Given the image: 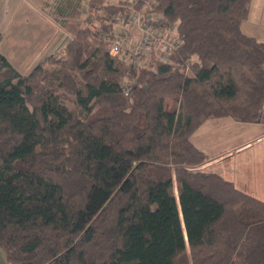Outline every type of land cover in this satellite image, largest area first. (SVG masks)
Returning <instances> with one entry per match:
<instances>
[{"label": "trees", "instance_id": "obj_1", "mask_svg": "<svg viewBox=\"0 0 264 264\" xmlns=\"http://www.w3.org/2000/svg\"><path fill=\"white\" fill-rule=\"evenodd\" d=\"M153 1L181 39L166 60L134 66L77 8L59 17L63 50L32 70L0 51L9 264H264V199L201 168L192 139L210 117L256 121L264 107V40L241 27L252 0L137 5ZM125 2L89 11L113 28Z\"/></svg>", "mask_w": 264, "mask_h": 264}, {"label": "crops", "instance_id": "obj_2", "mask_svg": "<svg viewBox=\"0 0 264 264\" xmlns=\"http://www.w3.org/2000/svg\"><path fill=\"white\" fill-rule=\"evenodd\" d=\"M105 1L119 4L127 0ZM89 7L90 0H0V51L17 70L22 73L30 71L46 56L60 53L72 37L62 26L60 15L77 8L83 19L89 16ZM263 18L264 14L261 15L260 22H263ZM210 119H217L212 124L213 129L203 130ZM207 120L192 136L194 143L204 151L208 148L205 136L220 130L218 127L230 129L232 133L209 138L212 145L223 142V147L208 154L209 161L200 167L217 172L232 180L239 188L264 199V107L256 121H241L231 115L210 117ZM238 125L242 126L238 128ZM238 132L248 135L240 142L229 145L227 139ZM195 136L200 142L194 140ZM238 155L241 156L232 164L223 163ZM0 264H9L1 246Z\"/></svg>", "mask_w": 264, "mask_h": 264}, {"label": "built area", "instance_id": "obj_3", "mask_svg": "<svg viewBox=\"0 0 264 264\" xmlns=\"http://www.w3.org/2000/svg\"><path fill=\"white\" fill-rule=\"evenodd\" d=\"M138 2L139 0H127L123 6L129 10V15L126 19L118 18L130 20L134 26L138 27V35L134 30H127L124 35L119 34L118 22H115L113 28L107 29L111 33L117 30L119 32L117 36L106 34L111 43V51L125 54L122 51L126 48L129 52V61L136 67L146 65L153 54L159 59H169L181 42L178 34H171L170 29L173 27L165 24L163 13L152 9L156 1L145 3L143 6H138ZM118 19L115 18V20ZM133 84L134 81L129 78L122 80V88L126 92L132 91Z\"/></svg>", "mask_w": 264, "mask_h": 264}, {"label": "rangeland", "instance_id": "obj_4", "mask_svg": "<svg viewBox=\"0 0 264 264\" xmlns=\"http://www.w3.org/2000/svg\"><path fill=\"white\" fill-rule=\"evenodd\" d=\"M263 14H264V2H257V0L251 1L250 11H249L248 17L242 22V25H241L243 31L250 34V35L258 37V39L264 40V18H263V22H260L261 15H263ZM85 15L87 16L88 12ZM90 16L92 18H94V20L92 19L93 20V27L95 29H99L101 33L108 34V35L113 34L114 37H116L117 34L119 33L117 30L113 33L108 31L106 23L101 22L99 15H93V14H91V11H89L88 17H90ZM114 21L118 22V25H120L119 26L120 27V33L119 34L124 35L127 32V30H134V31H136V33L138 35V32H139L138 27L134 26V24L130 20L126 21V20L118 19V20H114ZM133 27H134V29H133ZM170 32L173 35L177 34L175 27L171 28ZM122 52L125 53L122 55H125L128 58V56H129L128 50H126V48H125V50ZM173 105L174 104H172V106ZM175 105L177 106V103H175ZM167 107H168V105H167ZM215 120H217V119L207 120V122L205 123V125L203 127V130L210 131V129H213L212 124H214ZM240 126H242V125H238V128ZM218 129H220V130L214 132L211 135L205 136V141L207 142V147H208L207 151H206L207 154H213L223 147V142L218 144V145H215V144L212 145L211 142L209 141V138H214L217 136L220 137V136H224V135H228V134L232 133V130L225 129L224 127H218ZM195 131L193 132L192 136H194ZM247 135L248 134L242 135L240 132H238L236 134H233L229 139H227V143L229 145L234 144V143H238ZM194 140L197 142H200L197 136L194 137ZM240 156L241 155H238V157H235L233 159H227L223 163L230 165L233 163L234 160H237V158H239ZM176 194H177V192H176Z\"/></svg>", "mask_w": 264, "mask_h": 264}, {"label": "water", "instance_id": "obj_5", "mask_svg": "<svg viewBox=\"0 0 264 264\" xmlns=\"http://www.w3.org/2000/svg\"><path fill=\"white\" fill-rule=\"evenodd\" d=\"M182 225H183V227H185V225H184V221L182 220ZM186 238H187V234H186Z\"/></svg>", "mask_w": 264, "mask_h": 264}]
</instances>
